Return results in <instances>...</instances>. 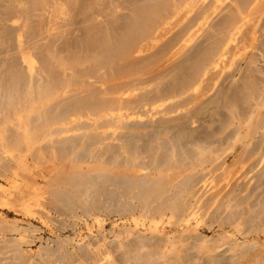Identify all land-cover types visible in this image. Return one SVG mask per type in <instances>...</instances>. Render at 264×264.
<instances>
[{"label":"rangeland","instance_id":"1","mask_svg":"<svg viewBox=\"0 0 264 264\" xmlns=\"http://www.w3.org/2000/svg\"><path fill=\"white\" fill-rule=\"evenodd\" d=\"M0 44V264H237L239 249H255L264 219V0H0ZM22 54L34 59L31 70ZM100 107L116 113L96 115L97 125L117 113L123 122L101 131L82 117ZM67 138L74 156L54 150ZM157 142L166 144L154 150ZM90 156L116 161L119 178L154 180L148 188L137 179L129 188L105 179L99 189L69 186L80 175L65 174L67 166ZM129 157L145 169L125 175ZM204 182L199 202L189 203ZM225 195L239 208L259 203L228 222Z\"/></svg>","mask_w":264,"mask_h":264},{"label":"bare ground","instance_id":"2","mask_svg":"<svg viewBox=\"0 0 264 264\" xmlns=\"http://www.w3.org/2000/svg\"><path fill=\"white\" fill-rule=\"evenodd\" d=\"M14 2V4H15V1H13ZM60 2V1H59ZM197 2V1H196ZM194 3V2H193ZM58 4V3H57ZM200 4V3H199ZM55 6V5H54ZM63 6V5H62ZM216 6V5H215ZM215 8V7H214ZM61 10V9H60ZM58 13V12H57ZM61 14H62V12H61ZM259 17V16H258ZM13 18V17H12ZM254 19V18H253ZM5 20V19H4ZM16 20H18V19H16ZM51 20V19H50ZM197 20V19H196ZM205 20V19H204ZM247 20V19H246ZM2 21V20H1ZM12 21H14L15 22V19L14 20H12ZM151 21V20H150ZM255 22H256V19H255ZM23 23V22H22ZM161 23V22H160ZM239 23V22H238ZM246 23V22H245ZM53 24V23H52ZM153 24V23H152ZM162 24V23H161ZM161 24H159V25H161ZM174 25V24H173ZM13 26V25H12ZM150 26V25H149ZM148 25L146 26L147 28L149 27ZM170 26H171V24H170ZM231 26V25H230ZM57 27V26H56ZM145 27V28H146ZM152 27L153 26H150V29H152ZM44 28H45V26H44ZM145 28H143V29H145ZM173 28V27H172ZM231 28V30H233V27H230ZM154 29V28H153ZM237 29V28H236ZM161 30H163V29H161ZM166 30V29H165ZM255 30V29H254ZM146 31V30H145ZM152 31V30H151ZM149 31V29H148V31H146L147 33H150V34H153V32L154 31ZM167 31H168V29H167ZM161 32V31H160ZM50 33V32H49ZM229 33V32H228ZM235 33H236V31H235ZM158 34V33H157ZM251 34V33H250ZM132 35V34H131ZM142 35V34H141ZM252 35V34H251ZM46 36V35H45ZM121 36V35H120ZM150 36V35H149ZM234 36V34H232V37ZM253 36V35H252ZM53 37V36H52ZM123 37H124V35H123ZM146 37H148V36H146ZM155 37V36H154ZM154 37L152 38V39H154ZM251 37V36H250ZM41 38V37H40ZM43 38H45V37H43ZM110 38V37H109ZM144 38H145V36H144ZM157 38H159V37H157ZM156 38V39H157ZM161 38V37H160ZM160 38L158 39V40H160ZM257 38V37H256ZM39 39V38H38ZM120 39V38H119ZM141 39V38H140ZM250 39V38H249ZM186 40V39H185ZM231 40V39H230ZM233 40V39H232ZM237 40V39H236ZM244 40V39H243ZM104 41V40H103ZM150 42V41H149ZM187 42V41H186ZM252 42V41H251ZM52 43H54V42H52ZM31 44V43H30ZM29 44V45H30ZM42 44V43H41ZM102 44V43H101ZM104 44V43H103ZM124 44V43H123ZM134 44V43H133ZM173 44V43H172ZM184 44H185V42H184ZM239 44V43H238ZM1 45V44H0ZM35 45V44H34ZM128 45V44H127ZM143 45V44H142ZM146 45V44H145ZM155 45V44H154ZM153 45V46H154ZM138 46H139V44H138ZM183 46V45H182ZM184 47V46H183ZM37 48V47H36ZM226 48V47H225ZM24 49V48H23ZM103 49V48H102ZM136 49V48H135ZM148 49V48H147ZM219 49V48H218ZM134 50V49H133ZM219 51V50H218ZM218 51H216V52H218ZM237 51V50H236ZM48 52V51H47ZM32 53V52H31ZM102 53V52H101ZM118 54V53H117ZM216 54V53H215ZM222 54V53H221ZM223 54H224V52H223ZM23 55V54H22ZM26 55H29V54H26ZM26 55H23L22 56V60L23 61H25L26 62V64L28 65V69L29 70H31V68L34 66V62L32 63L33 64V66L32 65H30L31 64V61L32 60H34L33 58H31V59H29V56H27L26 57ZM35 55V54H34ZM111 55V54H110ZM172 55V54H171ZM112 56V55H111ZM114 56V55H113ZM115 56H117L116 54H115ZM163 56V55H162ZM174 56V55H173ZM224 55H222V56H220V57H223ZM231 56V55H230ZM30 57H32L31 55H30ZM45 57V56H44ZM126 57V56H125ZM215 57V56H214ZM213 57V58H214ZM35 58V57H34ZM46 58V57H45ZM126 58H128V57H126ZM212 58V59H213ZM219 58V57H218ZM113 59V58H112ZM163 59V58H162ZM220 59V58H219ZM48 60V59H47ZM91 60V59H90ZM94 60V59H93ZM108 60V59H107ZM249 60V59H248ZM50 61V60H49ZM62 61V60H61ZM85 61V60H84ZM92 61V60H91ZM99 61V60H98ZM115 61V60H114ZM159 61V60H158ZM222 61V60H221ZM19 62V61H18ZM78 62V61H77ZM90 62V61H89ZM99 62H101V61H99ZM162 62V61H161ZM211 62V61H210ZM217 62V61H216ZM216 62H215V64H214V62H212L213 64H214V68H215V66H216ZM114 63V62H113ZM116 63V62H115ZM233 63V62H232ZM78 64V63H77ZM102 64V63H101ZM158 64V63H157ZM1 65V64H0ZM79 65V64H78ZM30 66V67H29ZM42 67V66H41ZM36 68V67H35ZM37 69V68H36ZM60 69H62V68H60ZM38 70V69H37ZM65 71V70H64ZM70 71V70H69ZM16 72V71H15ZM18 72V71H17ZM20 72V71H19ZM40 72V71H39ZM45 73V72H44ZM97 73V72H96ZM122 73V72H121ZM14 74V73H13ZM42 74V73H41ZM197 74V73H196ZM219 74V73H218ZM62 75V74H61ZM137 75V74H136ZM67 76H69V75H67ZM145 76V75H144ZM26 77V76H25ZM24 79V78H23ZM109 79H111V78H109ZM214 79V78H213ZM138 80V79H137ZM26 81V80H25ZM24 81V82H25ZM33 82V81H32ZM96 82V81H95ZM153 82V81H152ZM13 83V82H12ZM14 84V83H13ZM41 84H43V83H41ZM10 85V84H9ZM15 85V84H14ZM21 85V84H20ZM25 85V84H24ZM100 85V84H99ZM121 85V84H120ZM2 86V85H1ZM3 86H6V85H4L3 84ZM35 86V85H34ZM108 86V85H107ZM26 87V86H25ZM67 87V86H66ZM102 86H100V88H101ZM134 87V86H133ZM1 88V87H0ZM3 88V87H2ZM6 88V87H5ZM10 88V87H9ZM184 88H185V86H184ZM4 89V88H3ZM25 89V88H24ZM33 89V88H32ZM7 90V89H6ZM14 92H15V90H13ZM33 91V90H32ZM96 91V90H95ZM177 91V90H176ZM181 91V90H180ZM4 92H6V91H4ZM9 92H11V91H9ZM13 92V93H14ZM36 92V91H35ZM97 92V91H96ZM112 92V91H111ZM262 92V91H261ZM19 93V92H18ZM24 93V92H23ZM34 93V92H33ZM41 93H43V92H41ZM53 93V92H52ZM4 94V93H3ZM15 94V93H14ZM44 94V93H43ZM109 94V93H108ZM127 94V93H126ZM132 94V93H131ZM178 94V93H177ZM1 95V94H0ZM4 95H6V94H4ZM24 95V94H23ZM50 95H52V94H50ZM101 95V94H100ZM260 95V94H259ZM3 96V95H2ZM49 96V95H48ZM113 96V95H112ZM117 97H113L112 99H113V101L115 102V100H118V95H116ZM124 95H123V93H122V96L121 97H123ZM250 96V95H249ZM4 97V96H3ZM12 97V96H11ZM128 97V96H127ZM140 97V96H139ZM145 97V96H144ZM6 98V97H5ZM19 98V97H18ZM115 98H117V99H115ZM141 98V97H140ZM163 98V97H162ZM85 99V98H84ZM150 99V98H149ZM165 99V98H164ZM168 99V98H167ZM1 100V99H0ZM6 100V99H5ZM3 100V102H7L8 100ZM11 100H14V98L13 99H11ZM103 100V99H102ZM105 100V99H104ZM103 100V101H104ZM124 100V99H123ZM16 101V100H15ZM18 101H19V99H18ZM68 101V100H67ZM149 101V100H148ZM158 101V100H157ZM161 101V100H160ZM250 101V100H249ZM259 101V100H258ZM2 101H0V103H1ZM20 102V101H19ZM18 102V103H19ZM75 102V101H74ZM101 102V101H100ZM117 102H119V101H117ZM123 102H125V101H123ZM123 102H121V103H123ZM21 103H22V101H21ZM107 103V102H106ZM113 102H111V104H112ZM149 103V102H148ZM160 103V102H159ZM6 104V103H5ZM13 104H14V102H13ZM83 104V103H82ZM93 103L91 102V105H92ZM100 104H102V102L100 103ZM110 104V105H111ZM143 104V103H142ZM155 104V103H154ZM158 104V103H157ZM264 104V103H263ZM104 105H106V104H104ZM104 105L102 106V107H104ZM120 105V104H119ZM118 105V106H119ZM122 105V104H121ZM143 105H148V104H143ZM156 105V104H155ZM8 106V105H7ZM15 106V105H14ZM87 106V105H86ZM101 106V105H100ZM112 106H114V103H113V105ZM148 106H150V105H148ZM259 106V105H258ZM13 107V106H12ZM11 107V108H12ZM96 107V106H95ZM102 107H100V111H97V112H93V110H92V112L93 113H90V112H88V115L87 116H84V114L82 115V117H86L88 120H90V122L89 123H95V121L99 118H96L97 116H101L100 117V119L102 118V117H106V116H109L110 118H111V116L110 115H113L112 114V112H114V111H110V112H108V109L107 108H105V109H107V111L106 110H104V108H102ZM117 107V106H116ZM120 107L121 106H119V109H120ZM123 107V106H122ZM126 107H127V103H126ZM16 108V107H15ZM26 107L24 106V109H25ZM28 108V107H27ZM87 108V107H86ZM92 108H94V105H93V107ZM123 108H125V106L123 107ZM130 108V107H129ZM155 108V107H154ZM182 108V107H181ZM10 109V108H9ZM74 109H76V108H74ZM110 109H112V108H110ZM115 109H117V108H115ZM20 110V109H19ZM89 110V109H88ZM97 110V109H96ZM18 111V110H17ZM25 111V110H24ZM73 112H74V110H72ZM80 111V110H79ZM120 111V110H119ZM118 111V112H119ZM132 111V110H131ZM257 111V110H256ZM258 111H259V109H258ZM75 112H78V111H75ZM75 112H74V114H75ZM12 113V112H11ZM18 113V112H17ZM79 113V112H78ZM114 113H116V112H114ZM156 113V112H155ZM259 113V112H258ZM4 114H6V113H4ZM40 114V113H39ZM69 114V113H68ZM257 114V113H256ZM15 115V114H14ZM18 115V114H17ZM73 115V113L71 114V116ZM76 115V114H75ZM97 115V116H96ZM114 115H116V114H114ZM117 115H118V118H116V120L115 119H112V122L110 121V123L108 122V119H109V117L108 118H106V122H105V124H103V125H97L96 123V125H97V127H101L102 126V128L103 129H101V131H108V130H110V128H108V127H112L113 125H115V123L114 122H120V121H122L123 119H122V117L124 116L123 115V113H122V115H121V113H117ZM129 115V114H128ZM136 114H134V116H135ZM151 115V114H150ZM149 115V116H150ZM70 118H71V116L70 115H68ZM77 116L78 117H80L81 118V116H79L78 114H77ZM92 116V117H91ZM96 116V117H95ZM137 116V115H136ZM147 116V115H146ZM246 116V115H245ZM77 117V118H78ZM143 117V116H142ZM154 117V116H153ZM51 118V117H50ZM69 118V119H70ZM77 118L76 117H74V119H72V126H73V122H75V121H73V120H77ZM131 117L129 116V119H130ZM139 118H141V117H139ZM191 118V117H190ZM193 118V117H192ZM191 118V119H192ZM256 118V117H255ZM79 119V118H78ZM105 119V118H104ZM103 119V120H104ZM143 119V118H142ZM159 119V118H158ZM254 119V118H253ZM4 120V119H3ZM81 120V119H80ZM91 120H92V122H91ZM111 120V119H110ZM175 120V119H174ZM1 121H2V119H1ZM57 121V120H56ZM60 121V120H59ZM78 121V120H77ZM161 121V120H160ZM164 121V120H163ZM168 121V120H167ZM173 121V120H172ZM190 121V120H189ZM55 121H53V123H54ZM69 122H70V120H69ZM108 122V123H107ZM123 122V121H122ZM141 122V121H140ZM146 122V121H145ZM157 122V121H156ZM249 122V121H248ZM9 123V122H8ZM19 123V122H18ZM56 123V122H55ZM65 123H67V122H65ZM79 123V122H78ZM88 123V124H89ZM98 123V122H97ZM101 123V122H100ZM121 123V122H120ZM258 123H260V122H258ZM20 124H21V126H23L22 125V123L20 122ZM44 124V123H43ZM52 124V123H51ZM50 124V125H51ZM62 125L64 124V122L63 123H61ZM68 124V123H67ZM108 124V125H107ZM113 124V125H112ZM117 124H119V123H117ZM156 124V123H155ZM154 124V125H155ZM160 124V123H159ZM49 124H47V126H48ZM60 126V127H58V128H60V129H64V126ZM75 125H76V122H75ZM247 125V124H246ZM249 125V124H248ZM33 126H34V124H33ZM125 126H126V124H125ZM131 125H129V127H130ZM133 126V125H132ZM137 126H138V124H137ZM137 126H135L138 130H139V128L137 127ZM255 126V125H254ZM95 128H96V126H94ZM40 128V127H39ZM86 128V127H85ZM134 128V127H133ZM146 128H148V126L147 127H145V129ZM155 128V127H154ZM179 128V127H178ZM44 129V128H43ZM59 129V130H60ZM91 129H93L92 127H91ZM121 129H122V127H121ZM157 129H158V127H157ZM26 130V129H25ZM36 130V129H35ZM56 130V129H55ZM55 130H53V131H55ZM69 130V129H68ZM96 130V129H95ZM136 130V129H135ZM134 130V131H135ZM141 130H142V128H141ZM162 130H164V129H162ZM170 130V129H169ZM172 130V129H171ZM44 131V130H43ZM57 132H58V130H56ZM62 131V130H61ZM112 131V130H111ZM121 131V130H120ZM24 132V131H23ZM57 132H55V133H57ZM84 132V131H83ZM86 132V131H85ZM88 132V131H87ZM114 132V131H113ZM136 132V131H135ZM159 132V131H158ZM162 132V131H161ZM164 132V131H163ZM173 132V131H172ZM16 133V132H15ZM51 133V132H50ZM53 134H55L54 132H52ZM123 133V132H122ZM130 133V132H129ZM138 133V132H137ZM156 133H157V131H156ZM160 133V132H159ZM43 134V133H42ZM153 134V133H152ZM154 134H155V132H154ZM161 134V133H160ZM164 134V133H163ZM163 134H161V136L163 135ZM46 135V134H45ZM91 135V134H90ZM131 135V134H130ZM129 135V136H130ZM239 135V134H238ZM16 136V135H15ZM19 136V135H18ZM32 136V135H31ZM35 136H38V134H35ZM98 136V135H97ZM164 136V135H163ZM20 138H21V135L19 136ZM25 137H26V134H24V136H23V140L24 141H27V139H25ZM28 137V136H27ZM38 137H40V136H38ZM131 137V136H130ZM155 137H156V135H155ZM158 137V136H157ZM169 137V136H168ZM3 138V137H2ZM113 138V137H112ZM137 138V137H136ZM125 139V138H124ZM156 139V138H155ZM237 139V138H236ZM79 140V139H78ZM165 140V139H164ZM235 140V139H234ZM242 140V139H241ZM64 141V140H63ZM119 141H121V140H119ZM134 141V140H133ZM167 141V140H166ZM117 143V142H116ZM141 143V142H140ZM169 143V142H168ZM80 144V143H79ZM107 144V143H106ZM139 144V143H138ZM160 144V145H159ZM165 142H157L156 144H155V149L154 150H156V148H159V146L161 147V149L165 146ZM172 144V143H171ZM75 144H74V141L72 140H70L69 138H67L66 140H65V142H63V143H59L57 146H56V148H55V146H54V150H55V152L58 154V153H61V155H73L74 156V153H73V150H75L76 149V147L74 146ZM81 145V144H80ZM121 146H122V144H120ZM133 145V144H132ZM149 145V144H148ZM153 145V144H152ZM156 145H158V147H156ZM261 145V144H260ZM114 146V145H113ZM124 146V145H123ZM168 146H169V144H168ZM172 146V145H171ZM171 146H169V149H170V147ZM184 146V145H183ZM186 146V145H185ZM227 146V145H226ZM225 146V147H226ZM133 147V146H132ZM132 147H130L131 148V156L130 157H132L134 154H133V152H135V154H137L138 152H139V150H138V152L137 151H135L134 150V148H132ZM174 147V146H173ZM9 148V147H8ZM136 148V147H135ZM178 148V147H177ZM251 148V147H250ZM253 148V147H252ZM258 148V147H257ZM160 149V148H159ZM90 150V149H89ZM92 150V149H91ZM130 150V149H129ZM134 150V151H133ZM146 150V149H145ZM204 150V149H203ZM52 151H53V149H52ZM125 151V150H124ZM160 151V150H159ZM159 151H157V152H159ZM173 151H174V149H173ZM179 151V150H178ZM256 151V150H255ZM51 152V151H50ZM127 152V151H126ZM142 152V151H141ZM161 152L162 151H160V154H161ZM164 152V151H163ZM176 152V151H175ZM5 153V152H4ZM55 153V154H56ZM87 153H88V151H87ZM93 153V152H92ZM169 153H171L170 151H169ZM248 153V152H247ZM259 153H260V151H259ZM263 153V152H262ZM94 154V153H93ZM133 154V155H132ZM159 154V155H160ZM166 154V153H165ZM139 155V154H138ZM152 156L153 155H155V156H158V155H156L155 153H153V154H151ZM167 155V154H166ZM247 155V154H246ZM252 155V154H251ZM16 156V155H15ZM135 156V155H134ZM134 156H133V158H134ZM154 156V157H155ZM252 156H254V155H252ZM66 157V156H65ZM87 157H89V155L87 156ZM95 157V156H94ZM93 156L91 157L90 156V160L88 159H86L85 157H84V159H82V161L84 160V162H82V163H86V164H82L81 166H80V162H77V163H79V165H77V163L76 162H71V164L69 165V166H67V173L65 172V174H67V175H74V176H76V175H80V176H76V177H73L74 179H72L71 181H70V185L69 186H71L72 185V187L73 186H78V188L80 187L81 188V190H87L89 187H90V189L92 188V186H94L95 188H98L99 189V185H100V188H102V183L100 182V181H102V180H100V179H105V181H104V184L106 185L107 183H105L107 180L109 181L108 182V185H112V186H116L117 184L119 185V181H121L122 180V185H124L125 187H127V188H129V186L130 185H132V183H134V181L135 182H137V180L139 181V184L137 183H134L135 185V187H138V188H143V187H145L146 185V187L145 188H148V183H150L151 182V179H153V178H149V180H147V179H137L136 177H135V179L133 180V178L132 177H130V178H127V177H124V178H119L118 177V174H116V169H115V163L114 162H116V161H114L115 159H114V157H113V159H111L110 161H114V162H111V163H107L106 162V160H104L103 162H101V160H102V158H101V160H99L100 159V157H99V159L97 158V156H96V160L95 159H93L94 158ZM110 157V156H109ZM129 157V158H130ZM160 157V156H159ZM224 157V156H223ZM74 158V157H73ZM76 159H79V157H75ZM152 158V157H151ZM189 158V157H188ZM200 158V157H199ZM222 158V157H221ZM253 158V157H252ZM262 158V157H261ZM16 159V158H15ZM75 159V160H76ZM144 159V158H143ZM153 159V158H152ZM159 159V158H158ZM92 160H94V163H92L93 161ZM121 160H122V158H121ZM142 159H140V157H139V161H136V159H134V161L135 162H139L138 164H135V163H133L132 162V160H131V158H130V174L129 173H124L125 175H134L135 173H137V172H139V173H141V169L140 168H144L145 169V167H144V165H142L141 166V164L142 163H140V161H141ZM249 160V159H248ZM261 160V159H260ZM19 161H20V159H19ZM152 161V160H151ZM157 161H159V160H157ZM166 161V160H165ZM177 161V160H176ZM197 161V160H196ZM205 161V160H204ZM15 162V161H14ZM104 162H106V163H104ZM109 162V161H108ZM120 162V161H119ZM123 162H125V161H123ZM122 162V163H123ZM164 162V161H163ZM186 162V161H185ZM100 163H102V164H100ZM149 164H150V162H148ZM157 163V162H156ZM155 163V164H156ZM169 163V162H168ZM172 163V162H171ZM244 164V163H243ZM120 165V164H119ZM129 165V164H128ZM127 165V161H126V163L124 164L123 163V166L124 167H126V166H128ZM164 165V164H163ZM162 165V166H163ZM189 165V164H188ZM188 165H186V167H188ZM260 165V164H259ZM8 165L6 164V167H7ZM104 168V169H101L102 167ZM156 166H158V164L157 165H155V168H156ZM197 166V165H196ZM29 167V166H28ZM11 168V167H10ZM158 169H159V167H157ZM190 168V167H189ZM196 168V167H195ZM224 168V167H223ZM9 169V168H8ZM66 169V168H65ZM143 169V170H144ZM205 169V168H204ZM216 169V168H215ZM170 170V169H169ZM192 170H194V169H192ZM200 170V169H199ZM11 171V170H10ZM13 171V170H12ZM151 171H152V169H151ZM157 171H160L161 172V170H156V171H154V172H157ZM166 171H168V170H166ZM166 171H164V172H166ZM63 172V173H64ZM169 172V174H170V172L171 171H168ZM167 172V173H168ZM196 172V171H195ZM201 172V171H200ZM228 172V171H227ZM146 173L147 172H145L144 173V175H146ZM210 173H211V171H210ZM217 173V172H216ZM60 174V173H59ZM58 174V175H59ZM173 174V173H172ZM226 174V173H225ZM234 174V173H233ZM18 174H16V176H17ZM115 175H117V176H115ZM123 175V174H122ZM140 175V174H139ZM163 175H165V174H163ZM217 175V174H216ZM3 176V175H2ZM208 176V175H207ZM215 176V175H214ZM214 176H212V177H214ZM227 176H228V174H227ZM115 177H118L119 179H117V178H115ZM140 177V176H139ZM141 177H143V176H141ZM140 177V178H141ZM172 177V176H171ZM194 177V176H193ZM69 178H71V177H69ZM83 178H85V180H82ZM160 178V177H159ZM219 178V177H218ZM16 179V178H15ZM115 179H117V180H115ZM137 179V180H136ZM203 179V178H202ZM205 180H207L206 178H204ZM212 179V178H211ZM226 179V178H225ZM62 180V179H61ZM154 180V179H153ZM164 180V179H163ZM170 180H171V178H170ZM189 180V179H188ZM222 180H224V178L222 179ZM257 180H259V179H257ZM9 181V180H8ZM16 181V180H15ZM168 181V180H167ZM167 181H166V183H167ZM203 182L201 179H199L198 181H196V183H198V184H200V182ZM12 182V181H11ZM66 182V181H65ZM153 182V181H152ZM205 182H207V184H208V181H205ZM201 183L202 185H200L199 186V188L197 187V192L196 193H193V191H191V196H189L190 198L191 197H194L195 196V201H192V202H189V203H192V204H197L199 201V199L200 198H197V197H199V195H201V191L202 190H205V188H206V186H207V184L206 183ZM258 182V181H257ZM263 182V181H262ZM69 183V182H68ZM101 183V184H100ZM154 183V182H153ZM158 183H160V182H158ZM210 183H211V181H210ZM217 184V183H216ZM262 184V183H261ZM1 185V184H0ZM37 185V184H36ZM65 185H66V183H65ZM121 185V184H120ZM119 185V186H120ZM153 185V184H152ZM155 185V184H154ZM158 185H160V184H158ZM17 186V185H16ZM34 186V185H33ZM107 186V185H106ZM106 186H105V188H106ZM123 186V187H124ZM133 186V185H132ZM161 186V185H160ZM164 186V185H163ZM195 186H197V184L195 185ZM36 187V186H35ZM118 187V186H117ZM122 187V188H123ZM135 187H133V188H135ZM152 187V186H151ZM193 187H194V185H193ZM215 187H216V185H215ZM229 187H231V186H229ZM238 187V186H237ZM258 187V186H257ZM261 187V186H260ZM260 187H258V188H260ZM9 188V187H8ZM17 188V187H16ZM19 188V187H18ZM66 188V187H65ZM77 188V189H78ZM84 188V189H83ZM159 188V187H158ZM209 188V187H208ZM240 188V187H239ZM33 189V188H32ZM37 189V188H36ZM59 189V188H58ZM161 189V188H160ZM210 189V188H209ZM213 189H215L214 187H213ZM254 189V192H255V188H253ZM17 190H19V191H21L22 189H17ZM35 190V189H34ZM72 190V189H71ZM97 190V189H96ZM95 190V191H96ZM102 190H104L105 191V189H102ZM106 190H107V188H106ZM112 190H114V191H117V189L115 190V189H112ZM125 190V189H124ZM127 190V189H126ZM129 190V189H128ZM138 190H140V189H138ZM137 190V191H138ZM144 190V189H143ZM157 190V189H156ZM174 190H176V189H174ZM192 190V189H191ZM217 189H215V191H216ZM94 191V192H95ZM104 191H101L102 193H104ZM110 191V190H109ZM114 191H112V192H109V193H113ZM132 191H133V189H132ZM146 191H147V189H146ZM149 191V190H148ZM154 191V190H153ZM163 191V190H162ZM168 191V190H167ZM210 191H211V189H210ZM210 191L208 192V193H210ZM215 191H213V192H215ZM239 191V190H238ZM242 191V190H241ZM71 192V191H70ZM82 192V191H81ZM106 193H108L107 191H105ZM141 192L143 193L144 191H142L141 190ZM159 192V191H158ZM213 192H211V194L213 193ZM218 192V191H217ZM230 192H231V190H230ZM230 192H229V194H230ZM252 192H253V190H252ZM264 192V191H263ZM73 193V192H72ZM80 193V192H79ZM85 193H87V191H85ZM116 193V192H115ZM147 192H145V194H146ZM163 193V192H162ZM200 193V194H199ZM207 193V192H206ZM221 193V192H220ZM235 193V192H234ZM247 194H249L248 192H246ZM30 194V193H29ZM27 195V199H29V197L28 196H30V195ZM105 194V193H104ZM124 194H125V192H124ZM139 194V193H138ZM160 194V193H159ZM196 194V195H195ZM199 194V195H198ZM214 194V193H213ZM217 194V193H216ZM255 194V193H254ZM259 194V193H258ZM137 194L135 193V196H136ZM151 195V194H150ZM204 195V194H203ZM215 195V194H214ZM228 195V194H227ZM238 195V194H237ZM245 195V194H244ZM243 195V196H244ZM253 195V194H252ZM256 195V194H255ZM6 196V195H5ZM21 196V195H20ZM23 196V195H22ZM62 196V195H61ZM78 196H80V195H78ZM88 196V195H87ZM100 196V195H99ZM107 196V195H106ZM109 196H110V194H109ZM108 196V197H109ZM112 196H115V195H112ZM122 196V195H121ZM144 196V195H143ZM169 196V195H168ZM212 196V195H211ZM233 196V195H232ZM248 196V195H247ZM259 196V195H258ZM24 197V196H23ZM22 197V199H24ZM26 197V196H25ZM73 197V196H72ZM111 197V196H110ZM117 197V196H116ZM157 197H159V195L157 196ZM212 197H214V196H212ZM215 197H217V195L215 196ZM214 197V199L213 200H215L216 198ZM224 197H227L226 195L224 196ZM229 197V196H228ZM227 197V199L225 198V200L224 201H222L223 202V209L224 210H226L227 212V215H225V216H227V217H225V219H227L228 220V222H230L229 221V219H233V220H238V219H241L242 218V216L241 215H244L245 213H243V211L244 210H246V211H251V208H253L254 206H256V205H258V203L259 202H256V201H254V199L255 198H253V200L251 201V203L250 202H248L247 203V201L245 202L246 204H248V207L246 208V209H244V208H239V207H237L238 205H237V202H233V203H230V200L231 199H229ZM32 198V197H31ZM62 198V197H61ZM70 198V197H69ZM104 198V197H103ZM107 198V197H106ZM106 198H104V199H106ZM131 198V197H130ZM135 198V197H134ZM151 198V197H150ZM232 198V197H231ZM248 198H250V197H248ZM260 198V197H259ZM262 198V197H261ZM117 199V198H116ZM139 199H140V197H139ZM170 199V198H169ZM193 199V200H194ZM224 199V198H223ZM234 199V198H233ZM263 199H264V197H263ZM109 200V199H108ZM143 200H144V198H143ZM151 200V199H150ZM149 200V202H151ZM154 200H156V199H154ZM154 200H152L153 202H154ZM171 200V199H170ZM169 200V201H170ZM219 200V199H218ZM249 200V199H248ZM256 200L258 201V198H256ZM33 201V200H32ZM81 201V200H80ZM96 202L98 201V202H100L98 199L97 200H95ZM95 201H92V202H94V204H95ZM118 201V200H117ZM116 201V202H117ZM187 201H189V199L187 200ZM205 201V200H204ZM203 201V202H204ZM36 201H34V203H35ZM104 202V204H105V200L103 201ZM143 202V201H142ZM148 202V203H149ZM161 202V201H160ZM207 202V201H206ZM213 202V201H212ZM27 203H28V201H27ZM39 202H36V204H38ZM58 203V202H57ZM108 203V202H107ZM147 203V204H148ZM152 203V202H151ZM187 204V206L188 205H190V204ZM214 203V202H213ZM244 203V204H245ZM104 204H102V205H104ZM150 204V203H149ZM184 204H185V202L183 203V207H184ZM221 204V203H220ZM29 205H30V203H29ZM28 205V206H29ZM90 205V204H89ZM97 205V204H96ZM101 205V204H100ZM101 205V206H102ZM112 205V204H111ZM186 205V204H185ZM194 205H192V207L194 206ZM209 205H211V204H209ZM221 205V206H222ZM242 205V204H241ZM262 205H264V204H262ZM27 206V207H28ZM67 206V205H66ZM247 206V205H246ZM97 207V206H96ZM108 207V206H107ZM174 207H175V205H174ZM191 207V208H192ZM237 207V208H236ZM99 208H100V206H99ZM98 208V209H99ZM176 208V207H175ZM188 208V209H187ZM208 208V207H207ZM263 208V207H262ZM143 209V208H142ZM184 209H187L188 210V212H187V214L190 212L189 211V209H190V206H188V207H185ZM184 209H182L183 211H184ZM194 209V208H193ZM257 209V208H256ZM145 210V209H144ZM254 210H255V208H254ZM263 210V209H262ZM86 211V210H85ZM146 211V210H145ZM83 212V211H82ZM256 212V211H255ZM152 213V212H151ZM225 213V214H226ZM260 213H261V211L258 213L259 215H257V216H260ZM263 213V212H262ZM153 214V213H152ZM182 214V213H181ZM211 214V213H210ZM255 214V213H254ZM264 214V213H263ZM262 214V215H263ZM175 216V215H174ZM214 216V215H213ZM244 216H247V215H244ZM256 217V216H255ZM202 218V217H201ZM213 218V217H212ZM182 219V218H181ZM218 219V218H217ZM224 219V220H225ZM247 218H245V220H246ZM252 219V218H251ZM254 219V218H253ZM260 219H261V217H260ZM210 220V219H209ZM248 220V219H247ZM179 221H180V219H179ZM174 222V221H173ZM221 222V221H220ZM222 222H223V219H222ZM225 222V221H224ZM227 222V223H228ZM248 222H250V221H248ZM189 223V222H188ZM232 223V222H231ZM260 225H257V227H258V230H257V227L255 226V229L257 230V240H256V242H257V246H255L254 248V250L253 251H250L249 253H245V254H242L243 252H245V251H247V250H249V249H246V250H244V248L241 250V249H237L238 250V252L237 253H239L240 255L239 256H236V258L235 257H233V258H231L232 257V255H236V252H235V254H234V252L232 253L231 251H229V253L228 254H230V258H228L229 260H231V259H237V260H239V262H237V264H264V237L263 236H261V234H260V232H263L264 233V219H263V221H261L260 220ZM208 224V223H207ZM233 224V223H232ZM235 224V223H234ZM250 224V223H249ZM251 225V224H250ZM253 225V224H252ZM251 225V226H252ZM8 227V226H7ZM183 228V227H182ZM252 228H254V227H252ZM251 228V232L250 233H253V232H255L253 229ZM15 229V228H14ZM17 229V228H16ZM15 229V230H16ZM248 229V228H247ZM249 230V229H248ZM252 230H253V232H252ZM184 232V231H183ZM244 232V231H243ZM243 234V233H242ZM246 234H247V232H246ZM241 235V234H240ZM172 237V236H171ZM204 237V236H203ZM167 238V237H166ZM175 238V237H174ZM176 238H177V236H176ZM181 238V237H180ZM195 238V237H194ZM222 238V237H221ZM188 239V238H187ZM197 239V238H196ZM157 240V239H156ZM163 240V239H162ZM170 240H171V238H170ZM176 240V239H175ZM180 240V239H179ZM186 240V239H185ZM230 240H232V239H230ZM151 241V240H150ZM199 241V240H198ZM143 242H145V241H143ZM175 242V241H174ZM131 243V242H130ZM157 243V242H156ZM155 243V244H156ZM166 243V242H165ZM228 243H230V242H228ZM88 244V243H87ZM195 244V243H194ZM203 244H205V243H203ZM129 245H131V244H129ZM132 245H133V243H132ZM165 245V244H164ZM134 246H136V245H134ZM144 246V245H143ZM152 246V245H151ZM195 246V245H194ZM203 246V245H202ZM13 247H15V246H13ZM130 247V246H129ZM166 247V246H165ZM172 247V246H171ZM227 247H229V246H227ZM233 247V246H232ZM231 247V248H232ZM252 248H253V245L251 246ZM136 248V247H135ZM202 248V247H201ZM230 248V247H229ZM83 249V248H82ZM168 249V248H167ZM196 249V248H195ZM227 249V248H226ZM3 250V249H2ZM48 250V249H47ZM201 250V249H200ZM217 250V249H216ZM235 250V249H234ZM244 250V251H243ZM243 251V252H242ZM46 252V251H45ZM133 252V251H132ZM138 252V251H137ZM24 253V252H23ZM71 253V252H70ZM98 253V252H97ZM127 253V252H126ZM156 253V252H155ZM175 253H177V251L175 252ZM231 253H232V255H231ZM40 254V253H39ZM150 254H152V253H150ZM162 254V253H161ZM178 254V253H177ZM48 255V254H47ZM182 255V254H181ZM223 255V254H222ZM105 256H107V255H105ZM151 256V255H150ZM99 257V256H98ZM97 257V258H98ZM139 257V256H138ZM218 257V256H217ZM227 257H228V255H227ZM238 257V258H237ZM134 258V257H133ZM213 258V257H212ZM211 258V259H212ZM150 259V258H149ZM59 260V259H58ZM57 260V261H58ZM95 260V259H94ZM93 260V261H94ZM98 260H101V259H98ZM105 260V259H104ZM170 260V259H169ZM226 260V259H225ZM156 261V260H155ZM216 261V260H215ZM149 262V261H148ZM207 262H209V260L207 261ZM213 262V261H212ZM230 262V261H229ZM235 262L236 261H233L232 262V264H235ZM1 263V262H0ZM94 263V262H93ZM97 263V262H96ZM98 263H100V262H98ZM150 263V262H149ZM152 263V262H151ZM166 263V262H165ZM216 263V262H215ZM226 264H227V261L225 262ZM109 264V263H108ZM200 264V263H199ZM216 264H218V263H216ZM228 264H230V263H228Z\"/></svg>","mask_w":264,"mask_h":264}]
</instances>
